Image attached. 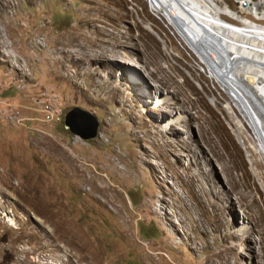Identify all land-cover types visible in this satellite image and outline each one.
Instances as JSON below:
<instances>
[{"label": "rangeland", "instance_id": "374dc122", "mask_svg": "<svg viewBox=\"0 0 264 264\" xmlns=\"http://www.w3.org/2000/svg\"><path fill=\"white\" fill-rule=\"evenodd\" d=\"M166 18L149 0H0L20 120L0 118V264H264V151ZM73 107L95 138L64 127Z\"/></svg>", "mask_w": 264, "mask_h": 264}, {"label": "bare ground", "instance_id": "6f19581e", "mask_svg": "<svg viewBox=\"0 0 264 264\" xmlns=\"http://www.w3.org/2000/svg\"><path fill=\"white\" fill-rule=\"evenodd\" d=\"M149 1L237 100L258 136L259 150L264 151V25L239 13L263 20L264 0H245L254 5H237L239 12L216 0ZM221 15L243 25L228 22Z\"/></svg>", "mask_w": 264, "mask_h": 264}, {"label": "water", "instance_id": "95a60500", "mask_svg": "<svg viewBox=\"0 0 264 264\" xmlns=\"http://www.w3.org/2000/svg\"><path fill=\"white\" fill-rule=\"evenodd\" d=\"M64 127L84 140L95 138L98 134V119L80 107L71 108L64 116Z\"/></svg>", "mask_w": 264, "mask_h": 264}, {"label": "built area", "instance_id": "2783aa9c", "mask_svg": "<svg viewBox=\"0 0 264 264\" xmlns=\"http://www.w3.org/2000/svg\"><path fill=\"white\" fill-rule=\"evenodd\" d=\"M234 5H244V6H247V7H251V5H254V4H247L245 0H236V3ZM233 9V8H232ZM234 10V9H233ZM262 10H263V21H264V7H262ZM240 24V23H239ZM0 86H1V83H0ZM5 105H8L7 102H5V99L2 95V90H0V118H10L12 119V121L14 122H19L20 120H16V111L18 110H15L14 112H6L3 107Z\"/></svg>", "mask_w": 264, "mask_h": 264}, {"label": "clouds", "instance_id": "9594fccd", "mask_svg": "<svg viewBox=\"0 0 264 264\" xmlns=\"http://www.w3.org/2000/svg\"><path fill=\"white\" fill-rule=\"evenodd\" d=\"M235 21V20H234ZM236 22V21H235ZM264 25V24H263Z\"/></svg>", "mask_w": 264, "mask_h": 264}]
</instances>
